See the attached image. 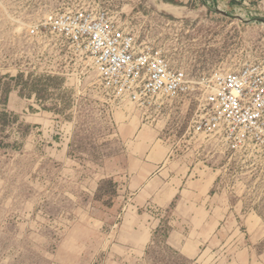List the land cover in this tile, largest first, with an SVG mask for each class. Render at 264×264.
Listing matches in <instances>:
<instances>
[{"label":"rangeland","instance_id":"rangeland-1","mask_svg":"<svg viewBox=\"0 0 264 264\" xmlns=\"http://www.w3.org/2000/svg\"><path fill=\"white\" fill-rule=\"evenodd\" d=\"M88 2L190 79L264 58V0H0V264H264L263 154L214 155L187 133L193 98L122 103L72 45L31 33Z\"/></svg>","mask_w":264,"mask_h":264},{"label":"built area","instance_id":"built-area-1","mask_svg":"<svg viewBox=\"0 0 264 264\" xmlns=\"http://www.w3.org/2000/svg\"><path fill=\"white\" fill-rule=\"evenodd\" d=\"M120 14L91 2L50 12L31 29L47 28L100 74L107 94L146 111L165 101L197 102L189 136L213 154L251 148L264 155V58L214 68L190 79L163 51L123 27Z\"/></svg>","mask_w":264,"mask_h":264},{"label":"crops","instance_id":"crops-1","mask_svg":"<svg viewBox=\"0 0 264 264\" xmlns=\"http://www.w3.org/2000/svg\"><path fill=\"white\" fill-rule=\"evenodd\" d=\"M199 1H201V0H162L161 3H163L164 5H167V6H172V3H180L181 2V3H185V4H195V3L199 2ZM231 1H233V0H231ZM234 1L245 2L246 4L248 2L249 3L251 2V3H253V5L255 4V2H258V3L261 2V0H234ZM173 7H176V6H173Z\"/></svg>","mask_w":264,"mask_h":264},{"label":"trees","instance_id":"trees-1","mask_svg":"<svg viewBox=\"0 0 264 264\" xmlns=\"http://www.w3.org/2000/svg\"><path fill=\"white\" fill-rule=\"evenodd\" d=\"M0 82H1V79H0ZM1 92H0V103H2V105H5L7 103V100H8V95H9V92H10V86H8V82H3L1 83ZM7 113L4 111H1L0 112V115H3L5 116Z\"/></svg>","mask_w":264,"mask_h":264},{"label":"water","instance_id":"water-1","mask_svg":"<svg viewBox=\"0 0 264 264\" xmlns=\"http://www.w3.org/2000/svg\"><path fill=\"white\" fill-rule=\"evenodd\" d=\"M255 20H258V21H259V20H260V21H264L263 19H260V18H257V19H255Z\"/></svg>","mask_w":264,"mask_h":264},{"label":"bare ground","instance_id":"bare-ground-1","mask_svg":"<svg viewBox=\"0 0 264 264\" xmlns=\"http://www.w3.org/2000/svg\"><path fill=\"white\" fill-rule=\"evenodd\" d=\"M90 62V61H89Z\"/></svg>","mask_w":264,"mask_h":264}]
</instances>
